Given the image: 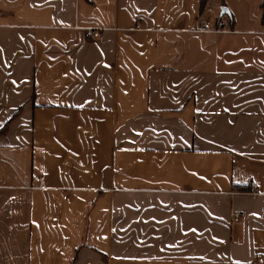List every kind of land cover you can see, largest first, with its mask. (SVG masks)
Instances as JSON below:
<instances>
[{"label": "crops", "instance_id": "1", "mask_svg": "<svg viewBox=\"0 0 264 264\" xmlns=\"http://www.w3.org/2000/svg\"><path fill=\"white\" fill-rule=\"evenodd\" d=\"M254 256L264 0H0V264Z\"/></svg>", "mask_w": 264, "mask_h": 264}, {"label": "built area", "instance_id": "2", "mask_svg": "<svg viewBox=\"0 0 264 264\" xmlns=\"http://www.w3.org/2000/svg\"><path fill=\"white\" fill-rule=\"evenodd\" d=\"M232 29L230 28V24L227 20H220L219 21V27L216 28V29H211V31H214V32H230ZM209 31L205 25H201L200 28L198 29V32L202 33V32H207ZM43 180V178L41 177L40 178V182ZM250 185L251 187L253 188V192H255L254 189H256V182L254 180H251L250 181ZM235 216H240L239 213H236ZM254 259L256 261H259V262H264V256L263 257H258V256H254Z\"/></svg>", "mask_w": 264, "mask_h": 264}, {"label": "trees", "instance_id": "3", "mask_svg": "<svg viewBox=\"0 0 264 264\" xmlns=\"http://www.w3.org/2000/svg\"><path fill=\"white\" fill-rule=\"evenodd\" d=\"M203 2V0H201V3Z\"/></svg>", "mask_w": 264, "mask_h": 264}]
</instances>
